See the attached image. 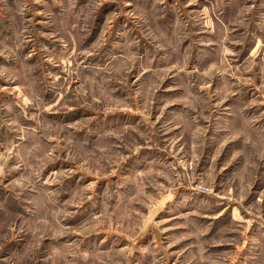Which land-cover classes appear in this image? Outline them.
Here are the masks:
<instances>
[{
  "label": "rangeland",
  "instance_id": "1",
  "mask_svg": "<svg viewBox=\"0 0 264 264\" xmlns=\"http://www.w3.org/2000/svg\"><path fill=\"white\" fill-rule=\"evenodd\" d=\"M0 264H264V0H0Z\"/></svg>",
  "mask_w": 264,
  "mask_h": 264
}]
</instances>
